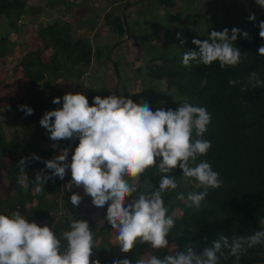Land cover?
Wrapping results in <instances>:
<instances>
[{
  "label": "clouds",
  "instance_id": "clouds-1",
  "mask_svg": "<svg viewBox=\"0 0 264 264\" xmlns=\"http://www.w3.org/2000/svg\"><path fill=\"white\" fill-rule=\"evenodd\" d=\"M256 3L264 7V0ZM248 19L254 21L255 15L251 14ZM256 26L259 37L264 40V21ZM238 34L248 37L247 32L238 28H232L229 36V29L225 28L211 31L203 41L193 39L192 44L198 51L184 52L182 64L189 66L196 62L209 66L218 61L221 69L238 65L242 54L233 46ZM257 52L264 57V45ZM228 83L235 86L241 81L229 79ZM249 86L264 87L260 73H248L241 91ZM62 100V107L46 111L39 123L54 142L79 140L71 162H67L69 148L61 149L49 160H42L34 153L22 157L17 164L19 186L24 191L40 194L45 183L55 178L64 180L66 170L70 169L71 181L65 188L82 187L95 207L107 205L106 220L116 233L121 252L131 251L137 241L147 242L153 249L168 248L166 237L174 228L175 219L169 214L171 202L166 204L164 197L179 186L173 170L179 167L182 171V183L195 181L196 187L203 189L177 195L187 208L200 209L208 190L218 189L223 183L207 160L197 162L212 147L211 141L203 138L211 113L186 98L174 110L160 107L155 111L146 101L136 103L122 95L95 96L93 106L79 92L67 93ZM51 103L60 104L61 98H54ZM18 109L26 116L34 112L27 105H20ZM51 147L55 149L57 144ZM33 161L43 163L45 168L30 179L26 167ZM149 169L156 170L159 186L151 192L141 191V177ZM133 195L135 198L126 203V197ZM69 199L73 206H79L82 201L75 192ZM259 223L261 228L248 235L229 237L221 233L199 253L195 244H189L184 251L163 258L147 254L136 264H220L221 258L230 257L238 264L248 249L264 244V219ZM93 247L94 236L87 221H71L69 230L57 236L47 225L41 227L28 222L19 210L10 216L0 214V264H99V261H90ZM113 264H131V261L125 258L114 260Z\"/></svg>",
  "mask_w": 264,
  "mask_h": 264
},
{
  "label": "trees",
  "instance_id": "trees-1",
  "mask_svg": "<svg viewBox=\"0 0 264 264\" xmlns=\"http://www.w3.org/2000/svg\"><path fill=\"white\" fill-rule=\"evenodd\" d=\"M158 1L168 8L173 6L170 0ZM38 12V7L27 8L26 0H0V19H4L8 30L13 33L17 32L18 24L23 22L31 24L30 18L36 17ZM103 21L109 30L119 37L125 34L130 37V29L114 12L106 13ZM69 32V26L65 23L36 25V38L41 42L43 50L50 51V55L45 62H42L37 51H29L23 54L15 66L28 87L25 88L24 95L15 107L19 133L6 140L0 126V169L3 168L1 160L8 153L11 162L5 169V176L13 193L9 200L0 202V214L9 216L19 210L30 221L37 223L45 221L51 225L54 220L48 212L58 209L57 196L62 192L61 180L55 178L54 181H48L43 185L44 192L40 194L30 190L24 191L17 182L19 176L17 164L22 157H28L33 153L42 160H49L58 155L59 148L69 147V143L63 140L57 142L50 140V134L46 135L39 123L41 113L57 109L48 105V96L52 92L49 76L62 71L70 76V72L74 70L76 72L70 77L77 79L80 75L77 69L87 68L94 56L86 40H71ZM247 33L246 39L233 42V46L242 54L241 62L224 69L220 68L218 61L209 66L196 62L184 66L182 58L180 64L175 65L173 59L162 56L147 57L145 52L142 54L146 59L145 67L150 86L143 87L139 97L145 95L155 83L157 90L155 95L151 96L148 92L146 97L147 101L154 100L156 106L150 105L153 111L167 100L165 98L167 95L174 94L180 102L186 98L193 105L205 107L211 113V122L203 138L211 141L212 147L205 156L199 157L197 162L207 160L212 169L219 173L223 182L220 188L208 190V195L200 209L185 207L184 202L178 200L174 192L165 193V203L171 202L169 214L174 212L171 215L175 219V226L171 230L174 235L172 237L169 235L166 239L175 246V252L184 251L187 245L195 244V250L199 253L204 247L210 246L221 233L229 237L233 234H251L261 228L259 221L264 219V87L254 89L249 86L245 91H241L248 73L257 71L264 79V57H260L257 52V49L264 45V40L259 37V31H247ZM7 35L0 34V59L12 53ZM193 39L203 41L208 37L188 35L184 43V52L198 51V48L192 44ZM114 70L118 74L116 63ZM229 79H237L241 83L230 86ZM161 82L165 85L163 90L159 88ZM121 90L122 96L134 99L125 94V88ZM20 105H27L33 109V114L26 116L18 109ZM53 143L57 144V148L51 147ZM43 168H45L43 163L33 161L26 167V172L29 178L33 179ZM45 173L51 175L48 170H45ZM172 175L181 179L182 171L177 167ZM159 180L160 177L156 175L155 169L147 170L141 177L140 190L151 192L154 188H158ZM202 190L197 187L194 189L197 192ZM73 192L76 193L74 187L67 191L66 197H60L62 206L69 210L72 206L69 198ZM134 198L135 195L126 197L125 202ZM32 201L35 205L27 209L26 205ZM89 202V206H85V209L79 211L75 217H71L72 214H64L50 228L59 236L62 231L68 230L71 221H87L94 236L92 253L95 257L90 261L113 264L114 260L126 258L131 264H136L147 243L137 241L131 251L123 253L120 249L118 252V248L113 247L109 242V232L116 233L106 220L107 205L101 208L100 212L103 226L97 228L91 217V213L97 207L92 201ZM166 255L168 254L163 250L155 253L158 258ZM262 263H264V244L248 249L238 262V264ZM220 264H237V261L234 257L228 260L221 258Z\"/></svg>",
  "mask_w": 264,
  "mask_h": 264
},
{
  "label": "rangeland",
  "instance_id": "rangeland-1",
  "mask_svg": "<svg viewBox=\"0 0 264 264\" xmlns=\"http://www.w3.org/2000/svg\"><path fill=\"white\" fill-rule=\"evenodd\" d=\"M158 0H147V8L150 11V15L155 17L157 16L156 11V3ZM175 2L174 8L170 9L169 11L163 9V12L165 15H167L166 19L162 18L159 19V17L154 18V21L158 23V25L162 26V38L158 39V42L154 41V43L150 40H142L141 41V48L142 51L146 53L147 57H159L162 56L164 58L173 59L175 65L180 64V60L182 58V55L184 53V43L186 41V38L188 35H194L195 37H209L211 31H222L223 29L227 28L229 29V36H231V29L232 28H238L242 32L247 31H259V28L256 26L260 21H264V7L259 6L256 3V0H245L248 10L241 9V8H234V10L229 12V17H226L223 12L224 9H230L228 6H225L221 0H205L204 6L202 4H199V0H172ZM31 3L38 4L37 2H29V4L26 2V5H30ZM235 2L232 1L230 6H233ZM153 11V12H152ZM228 11V10H227ZM251 14L255 15L254 21H249V16ZM169 15L171 17L178 15L174 20L169 18ZM153 19V18H152ZM238 21V22H237ZM241 22V24L239 23ZM33 23V22H32ZM4 33L8 34V41L12 48V53L10 56L0 59V126L2 129V132L6 138V140H10L13 135L19 133V121L17 119L15 107L18 104V101L20 98L24 95V90L26 87H28V84L24 81L22 78V75L19 71V69H15V66L18 62V60L29 51H39V47L35 46L36 41L33 35V30H28L26 22H23L21 25L18 26L17 32H12L8 30L5 21L3 18L0 19V34L4 35ZM179 34V38L178 37ZM243 38L242 35L238 34L236 41H241ZM181 41H184V43H181ZM31 49V50H30ZM113 53V52H112ZM108 56V59L106 61H103L105 64H109L110 62L116 63L118 74H117V92H122V84L124 87H132V91L136 92L137 89L150 86V83H148V77H146L147 70H145V64L144 66L138 67L135 70H126L123 71L122 68L119 69V65L116 61L113 59H109V53H106V57ZM113 56L115 57V53H113ZM97 58V57H96ZM116 58V57H115ZM98 59V60H97ZM96 60H93V62L98 63L97 66H92V69L88 75L89 78H95L97 75V72H99V69L101 68L100 64L101 59L100 57ZM109 60V61H108ZM46 60L42 58V62H45ZM97 67V68H96ZM96 68V69H95ZM86 68H80L77 69L80 71V74H82L83 71H85ZM112 71L111 66H108L107 69H102L100 72V75H98V80L100 82H96L95 79L93 80L92 84H89V86L105 89L106 91L110 90V84L112 81V77L110 76V72ZM76 72V71H75ZM71 72V73H75ZM65 72L59 73L60 77H64L63 74ZM120 73V75H119ZM132 73H135V77H133V80L137 82L131 83L130 79L132 76ZM86 74H84V80L86 79ZM119 76V78H118ZM143 77H145L146 81H142ZM59 78V77H57ZM100 78V79H99ZM75 78H73L74 80ZM74 82V81H73ZM152 85V84H151ZM74 86V85H73ZM141 86V87H140ZM160 88L163 90L165 88V85L163 82L159 83ZM75 89L72 91L78 90L77 86H74ZM64 88V87H63ZM58 88L56 85H54V88L52 87V92L48 96V105H51L52 108H61L63 104L62 97L67 93H72V91H66L64 92L62 89ZM156 84L153 83L151 88H149L145 95H141L138 98L134 97V102L140 103L141 101H146L149 103V105H155L154 100L147 101L146 97L148 95V92L151 96L155 95ZM126 89V88H125ZM146 89V88H145ZM142 90V89H141ZM75 92V94L77 93ZM63 93V94H62ZM113 93V92H112ZM111 93V94H112ZM62 94V95H61ZM84 95V93H82ZM54 98H61L60 104H53L51 101ZM87 98V97H86ZM167 100H164L162 102V105H158L157 108L164 107L165 109H175L176 106L180 103V100H177L174 94H169L165 97ZM90 102V101H89ZM165 104V105H164ZM93 106V105H89ZM156 106V105H155ZM43 113L40 114V117L42 118ZM43 132L48 135L50 134L46 129L41 127ZM64 142L69 143V155L74 152V149L78 146L79 140L78 139H65ZM44 146V145H43ZM63 148L58 149V154L60 150ZM68 155V156H69ZM53 157H51L52 159ZM3 168L0 169V202L9 200L13 193L11 191L10 183L5 176V169L11 162V157L8 153H6L2 160ZM67 162H71V157L67 159ZM157 163H159V159L157 160ZM71 181V173L70 169L66 170V175L64 180H61V189L62 192L58 194L57 201H58V209L56 211H49L48 215L51 216L54 220L51 225L47 224V222H35L38 226H53L58 221L59 218L64 214H72L71 217H75L79 211H82L85 209V206H89V201H91V197L88 196L82 187H74L77 194H79L82 197V201L79 204V206H73L71 203V208H65L62 206L60 202V197L63 196V191H70L65 188V185L68 184ZM178 181V188L170 193H176L177 195L181 192H184L187 194L190 191H194L196 188V182L192 181L188 184H184L181 182L180 178H177ZM88 196V197H87ZM87 198V200H86ZM50 201V200H49ZM35 205V202L32 201L30 204L26 205L27 209H30ZM71 211V212H70ZM75 211V213L73 212ZM101 208H97L94 210L93 213H91V217L94 219V222L96 223L97 228H101L103 226V219L100 216ZM170 214H174V212H171ZM10 216V215H9ZM28 222H34L27 219ZM69 230V228H68ZM175 232V230H174ZM171 237L174 235L173 231H170ZM108 237H110V243L118 248V252H120V245L117 243L116 240V234L113 232H109ZM98 240V239H97ZM147 243V242H146ZM158 250H163L167 254L175 253L176 249L175 246L172 243H169V247L165 249H153L149 243H147V249L144 251L142 250L139 259L142 257H145L147 254H153ZM142 255V256H141ZM95 254L92 253V256L90 259L94 258Z\"/></svg>",
  "mask_w": 264,
  "mask_h": 264
},
{
  "label": "crops",
  "instance_id": "crops-1",
  "mask_svg": "<svg viewBox=\"0 0 264 264\" xmlns=\"http://www.w3.org/2000/svg\"><path fill=\"white\" fill-rule=\"evenodd\" d=\"M33 1L37 2L38 4L36 5L34 3H31L30 5H26L27 8L38 7L39 12L37 13L36 17L32 16L30 18L33 23L27 24V28L28 30H33V35L36 41L35 46L39 47L38 54L41 61L42 58L47 60L48 56L50 55V51L43 50L41 42L36 38V25L45 26L50 25L54 22L65 23L69 26L71 40H86L90 44L94 56L92 57L89 66L85 69V71L82 72V74L77 77V79L75 78L73 80V78L70 77L74 75L71 72L70 73L73 75L70 74V76H67L66 73H64V77H60L59 73H62L63 71L49 76V80L52 84L51 86L53 88L54 85H56V87L58 88L64 87L62 89L64 92L72 91L75 89L74 86H77L80 93H84L88 101H90L89 105H93L92 101L95 96L104 98L110 95L112 92V95H122L121 91L117 92V72L114 70L115 64L113 62H110L109 64H105L103 62L108 59V56L106 57V53H109V59L114 58V61H116L119 65V69L122 68L124 72L126 70H135L138 67L144 66L146 59L142 56L143 51L141 48V41L150 40L154 43V41L158 42V39L162 38L163 28L154 21V18L159 17V19H166L167 15H165L163 9H165V11H169L170 9L174 8L175 5V2L170 0V2L173 3V6L168 8L157 1V7L155 11L157 13V16L153 17L150 15L151 10H148L146 6L147 0H26L28 4L29 2ZM204 1L205 0H199V4L201 3L202 6H204ZM221 1L225 6H228L230 8L223 10V15H225L226 17H229V12L234 10V8L236 7L241 9L245 8L244 11L248 10V6L245 0ZM232 1H234L235 3L233 4V6H230ZM110 11L117 14L124 22V25H127V27L130 29V37L127 34L119 37L111 30H109V28L104 24L103 17ZM169 18L174 20L175 16L171 17L169 15ZM239 23L241 24L240 21ZM19 25L21 24H18V26ZM112 52L115 53L116 58L113 56ZM96 55H98V57ZM96 57H100L102 61L101 63H103V65L100 64L101 68L99 69V72H97L96 77L90 79V76L88 74L90 73L92 66H99L97 64L100 62V60L98 63H95L97 61L93 62V60L97 59ZM109 65L112 69V71L110 72V76L112 77V81L110 84L111 91L108 92L105 89L100 88V86H98L99 89H97V86H89V84L93 83L94 79L96 82H100L97 78L98 75H100L102 69L108 70ZM144 68L145 70H147L146 67ZM72 72H74V70H72ZM84 74L87 75L85 80ZM135 76V73H132L130 82L137 84V82L133 80V77ZM142 79V81H146L145 77H143ZM130 86L124 87V85L122 84V88H126L125 94L128 97H139L142 88L137 89L136 92H133L132 88L136 85L132 87ZM75 92L77 91H72V94H75ZM146 249L147 247L144 249V251Z\"/></svg>",
  "mask_w": 264,
  "mask_h": 264
},
{
  "label": "water",
  "instance_id": "water-1",
  "mask_svg": "<svg viewBox=\"0 0 264 264\" xmlns=\"http://www.w3.org/2000/svg\"><path fill=\"white\" fill-rule=\"evenodd\" d=\"M63 196L66 197V191L65 190L63 191Z\"/></svg>",
  "mask_w": 264,
  "mask_h": 264
}]
</instances>
